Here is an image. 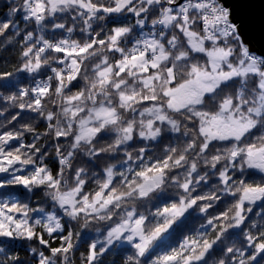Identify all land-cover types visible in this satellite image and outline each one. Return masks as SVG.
Segmentation results:
<instances>
[{
	"label": "snow or ice",
	"instance_id": "obj_1",
	"mask_svg": "<svg viewBox=\"0 0 264 264\" xmlns=\"http://www.w3.org/2000/svg\"><path fill=\"white\" fill-rule=\"evenodd\" d=\"M223 0H2L0 264H264V55Z\"/></svg>",
	"mask_w": 264,
	"mask_h": 264
},
{
	"label": "water",
	"instance_id": "obj_2",
	"mask_svg": "<svg viewBox=\"0 0 264 264\" xmlns=\"http://www.w3.org/2000/svg\"><path fill=\"white\" fill-rule=\"evenodd\" d=\"M240 25L242 39L257 54L264 55V0H223Z\"/></svg>",
	"mask_w": 264,
	"mask_h": 264
},
{
	"label": "trees",
	"instance_id": "obj_3",
	"mask_svg": "<svg viewBox=\"0 0 264 264\" xmlns=\"http://www.w3.org/2000/svg\"><path fill=\"white\" fill-rule=\"evenodd\" d=\"M0 3H2V0H0Z\"/></svg>",
	"mask_w": 264,
	"mask_h": 264
}]
</instances>
